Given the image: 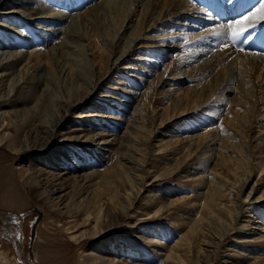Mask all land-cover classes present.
I'll return each instance as SVG.
<instances>
[{"label": "bare ground", "instance_id": "1", "mask_svg": "<svg viewBox=\"0 0 264 264\" xmlns=\"http://www.w3.org/2000/svg\"><path fill=\"white\" fill-rule=\"evenodd\" d=\"M88 1L79 0V6H83L88 3ZM102 1L104 0L94 3L97 4V6L95 5L97 9H95L94 14H91L90 16L94 17V15L97 16V14H105L104 12L108 11L110 14L106 15L105 20L104 17L102 18L104 21L101 19V23L99 22L98 24V30L95 32L93 31L90 35L88 34L87 38L86 36L85 38L88 40L87 44L91 45V48H89V54H92L93 51H91V49H93L92 47L94 46H96L98 50L100 49V52L97 51L98 54H96L101 56L100 66L101 70L103 69L105 72L109 69L108 63L113 64L121 61L120 59L124 60L126 59V56L132 52H137L135 53L137 56L140 55L139 57H134L132 59H148L147 56L145 57L141 55L144 53L147 54L146 49H148V52L149 50L151 52V59L149 57L151 63L147 65L154 68L158 60L166 54V52L165 54H162L161 49L164 48L163 45L166 46L165 48L168 47L167 42L169 39L172 40V42L176 41L181 36L183 39H186L189 34L202 32V35H206V38L200 36L196 41H193L194 43L199 42L202 45L207 38H212L215 41H218L219 45L222 44V48H217L216 53L211 56V58L200 59V63L195 64L196 66H193L192 71L187 74L179 76V72L182 71L175 67L176 63L174 62L173 65L170 63L165 65L163 71L165 72L166 68H168L166 74H178L177 79L186 76V78H191V80L193 79L196 82L198 80L199 83L197 82L198 84L189 85L187 86V89L183 91L180 90L176 94L175 90L173 91L174 88H169V90L165 92L164 97L169 98V96L174 95L175 98H171V101H173L172 106L171 103L168 102L169 106H164L166 107L164 110L166 112L164 113L165 117L152 121L150 126H145V117H142L141 120H137L138 124L136 127L138 128L135 131H132L133 138L131 136V140L139 146L137 150L135 149L138 157H133L129 153H121L120 151L113 164L109 166L107 165L108 167L104 168L103 171L99 170L101 175L100 179H102V181L99 180L101 182L96 179L93 182L95 177L100 176L99 172H97L98 169H91L90 172L83 177L84 181L79 184L71 209L64 211L57 209L56 211L54 209L45 208L51 216L52 222H59L58 228L67 232L70 241L74 243H80L81 240L86 239L88 235L92 237L94 236L95 238L100 237L102 232L109 230L108 228L111 226L112 217H115L114 213L117 212V210L122 211V213L127 212L133 204V201L137 200V194L142 191V188L147 185L146 183H149L151 178L150 185L151 183L153 184V181L157 180L159 176L166 178L171 177L174 174H180L181 176L178 175L180 176L178 178L189 177L186 181L190 180L193 188H187L185 192L181 190L183 189V186L177 184L173 185L174 187L172 186V188H168L167 190L172 192L174 191L172 189L176 187L177 191L181 192H179L180 195L173 197V199L166 203V205L161 197L157 198L156 195L150 192L152 189H148L147 193H143L144 195L141 197L144 200L143 214L152 213V216H155L159 214L164 207L169 208L173 205L174 207H182L176 211V214L173 215L172 218L168 219L171 220L172 224L176 221V226H173L177 228L179 221L184 223L182 227L185 231L180 233L176 238L175 244H173L174 246L172 245L173 247L170 248L169 252L165 255L166 257L163 259V263L220 264L216 263L213 257H210L209 259L207 258L205 248H202L203 246L201 243L203 244L206 237L212 236L211 239H213L214 245L213 250H210V252L212 251L211 253H213L214 249L218 248L217 244L224 239V236L229 230L237 227L236 224L240 223L239 217L243 215L242 209L250 205H252V207H250L251 209H249L250 212L243 216L246 218L241 222L240 226H238V232L236 233L240 234V232L246 231L247 229L255 230V227H251V224H255L258 227L256 228L259 230L257 233L258 236L252 239L249 238L247 241L253 242L255 240H260L264 245V206L261 207V205H264V149L263 144L261 145L264 139V118H262L260 110L255 111L252 108L247 109V107H245L246 102H244L242 96L238 97L233 94L230 99L227 100L228 97H226V94L230 93V88L223 90V86L219 87V85H224V82L220 77H225L226 73L230 70V68L225 66L222 62L228 56L235 53L239 60H237L235 56H232L231 64L239 62L241 66L246 62L252 68L242 77L243 80L247 82L255 75L260 79V77L264 75V55L255 53L264 51V11L257 13L255 16L252 15V13L256 12L257 8L264 4V0H233L231 4L234 5V7L228 16H232L235 19L234 23H232L233 26L231 24L228 28L222 29L221 27L223 26L214 24L207 30L202 29L201 31L194 33L191 28L194 29L199 27L198 25L191 23L189 24V27H187L190 32L186 29L183 31L182 28L185 27V24L181 22L179 23V25L182 24L181 27L172 24L174 25V30H176V32L171 31V33L167 34L164 33L167 23L170 24V22L173 21L178 24L177 19L181 14H190L195 18V16H199L197 14L201 13L202 9L193 7L194 4L191 0ZM7 2V7L11 12H13L14 9L10 6L15 5L21 8L23 7L22 15H20V10L18 9H15L14 15L18 13L16 16L21 17L28 26H32L34 22L42 24L40 27L41 29L37 28L40 29V32L38 33V39H36V41L39 40L41 43L45 42L46 44L53 41L49 50L48 48L45 50L44 46H42L32 52L29 50L27 53L26 50L20 49L23 45L20 46L19 42L15 41L16 39L14 42H12L11 39H8L7 42H2L1 40L5 38L8 33L15 35L17 29L12 26L8 29L4 28L6 23H3V25L0 26V108H2L0 109V128L2 127L0 130V145L5 144L6 146L14 148L16 152L22 153L24 152L23 150L27 149V147L25 148L26 145L24 146L23 144H20L19 146H16L14 144L15 141H18L16 135L18 130L22 131L23 137H25L26 140L28 137H32L31 135H35V138L38 136L42 137L41 132L37 131V128L32 126L26 127L28 124L27 121L34 118L37 123H45V127L47 126L46 130L49 128V130L52 131L51 128H55V126L62 123V121L68 117L66 112L71 105H74L73 100H70L69 98L74 95V93H72L74 91H69L70 93H68L67 98L64 100L65 104L63 106L60 104L61 100H58L56 97V104L54 105V107H56L53 109L52 103L48 105V97L45 98V96L48 95L50 90H53L56 87L54 82L56 78L43 72L45 71V66L39 64L41 60L40 53L46 52V60L44 61L46 63V72L49 71L52 74L53 72H57L59 75L64 74L67 71H72V73L78 72V74L81 75V73H79L80 70H87V66L82 64L83 62H81V59H84V62L88 65L87 57H84L86 55L84 53L86 50L88 51V48L84 49V42H81V40L85 39L83 38L85 35L84 33L87 32L82 30L83 35L82 33H79L82 31H77V29L72 27L76 24L74 22L75 20H73L74 17H71L70 12L68 11L69 9L66 11H63L65 9L55 11V7L53 8L51 6L52 1L8 0ZM199 2H201V0H199ZM254 2H256L255 5H253ZM4 3V0H0V8H2L1 6ZM72 5L73 3H71L70 9H72ZM252 5L256 7L253 12L249 10ZM7 7L5 9H7ZM216 8L217 7L214 6V9ZM247 9L248 12L245 13L244 16H248L249 19L243 24L237 23L244 18V16H241L240 14ZM81 12L82 11L79 10V12L76 13V20H78L79 17V23L82 24L86 21L87 23H90L89 27H92L91 22L93 23V21L90 20L91 17L82 19ZM68 14L70 15L69 22L62 28L58 27L59 25L57 26V23H63L69 17ZM133 16H137L135 26L132 24L131 18H133ZM182 19L185 20L184 17ZM187 22L189 23V21ZM51 24H53L54 27L52 26L50 31H48L49 29H45V25ZM208 25H210V23ZM214 27L221 33L213 31ZM10 28H12L14 32L9 30ZM33 29H36V27ZM181 29L182 31L178 32ZM245 29L249 30L247 35L244 33ZM208 30H210V33ZM154 33L156 35H153ZM233 33H239V35L234 36ZM168 34L171 36H169V39H166ZM17 36L21 35L18 34L16 37ZM191 38L188 40H191ZM31 43L33 44V40H31ZM173 45H176V43L173 42ZM154 47H156V49H154ZM248 48H253L254 50H243ZM93 55L94 54H92V56ZM179 55L182 56L185 55V53L182 51ZM199 57H197L198 60ZM34 58H40L36 63L33 62L35 65L31 63ZM98 59L99 58H96L95 60L99 61ZM155 59L156 62H154ZM89 61H91V59H89ZM95 68H93V71L92 68H90V71L95 74V79L92 84V79L88 82V85H90L88 86V89L90 87H95L100 82V74ZM215 69L216 72L214 75L205 80L203 79L208 76L207 73H211ZM231 72V77H226L230 80L238 75L237 71L235 74L233 71ZM43 75L44 78L41 79V76ZM81 79L83 78L81 77ZM159 79L160 75H156V78L152 82L155 83ZM201 79H203L202 82H200ZM78 84L75 86L77 87ZM241 85L246 89V93L253 100L255 99L257 91L264 93V86L263 88H260L261 84L256 82V80H252L248 84L241 82ZM234 86L235 89L240 87H237L235 84ZM82 88L83 86L81 87V85L78 87V90L75 92V98H73L78 100V102L83 96L86 97V94H88V90ZM150 88L153 87L151 86ZM220 89L225 92L223 97H219V95L214 93L215 91L219 93ZM255 89L256 92L254 94L253 90ZM65 90L66 89H64V91ZM24 91H29V94L26 92L25 95L18 97L20 93H24ZM42 93H44L43 97L41 96ZM15 94H18V96L12 98V100L9 99L11 95ZM261 98L264 99L263 97ZM10 100L12 104L19 103L23 106H25L27 102L32 101L34 102V105L32 108L27 106L23 107L21 109L23 115L18 114L20 118L17 120L16 118L13 119L10 115L5 116V113L8 114L9 111L7 110V106L10 105ZM183 103L184 106L180 107ZM141 104L142 112L146 109L148 111L149 107L145 106L147 104L145 102H142ZM175 106L178 108L175 109L176 113L172 114L171 110L174 112ZM221 106H227L224 114L219 110ZM178 109H180V111H177ZM176 114L179 115L177 116L178 118H175ZM13 115L18 117L16 110ZM46 115H49L52 118L48 119L46 118ZM142 116L145 115L142 114ZM137 117L139 118V116ZM217 119L219 121L215 124ZM169 123L176 126L177 130L176 128L168 129L166 125ZM231 124L236 126L237 131L231 130L232 133H228L226 129L228 125ZM11 127H14V129H12L11 132L7 131V129L9 130ZM24 127H26V129ZM219 127H221L222 131L217 133L215 130H219ZM228 128L230 129L231 127L229 126ZM196 129H200L201 131L197 132V134H191L192 131ZM168 130L169 132L171 131L170 135L165 134ZM53 132L54 131H52L45 139L39 140L37 138L39 141H37V143L34 141L37 145L36 148H44L47 144L48 138L51 137ZM212 132H216L217 134ZM180 134H185V136H181ZM157 136L160 137L156 140V143L152 144L150 140L156 139ZM215 138L221 139V141L219 142L220 146L218 148H216V146L213 149V147H210L211 143L209 142L212 141L213 143ZM29 145V147L35 146L34 143ZM117 145L113 147L116 148L114 153L121 150L122 143L119 142V146ZM156 150L162 157L160 163L162 166H156V164L149 161L151 156L156 154H153ZM256 150H259L258 153ZM89 153L91 157L93 152L90 151ZM107 159L108 158H106V160ZM43 161L46 162V160ZM87 164L88 162H85L83 166ZM207 164L211 165L209 168L206 167L209 169V173H205L207 170L204 166ZM47 165L50 164L47 163ZM147 165L154 168L152 174L149 176V167H146ZM77 166L78 165H73V167ZM27 169L20 168L17 170L16 168H13L11 171L7 170L10 177L6 180L7 185L4 187L6 189L5 192L8 193V196H13V199L16 202H19L23 195L21 192V190H23L21 184L25 185L24 187L27 189V192H36L38 190L36 187L39 186L40 181H42L39 176L42 175L44 171L41 172V170H39V173H35V170L27 171ZM191 169H194V171ZM77 181L79 182V180ZM186 181V187H190L191 184ZM59 186H61V184H59ZM197 186L198 188L195 190V187ZM247 187H249V189L245 192ZM43 188L42 191L38 190V196L41 195L42 203L50 202L49 205L54 206V204L51 203L53 199H50L49 201V198L51 194L58 189V186L57 188L55 187V189L50 188L48 192L47 188ZM122 190L125 198L120 196V194L122 195ZM191 191H193V193H190ZM58 195L59 194L57 193V196ZM44 199H48V201ZM124 202H126V205ZM14 203L15 202H13V204ZM103 208L105 209L104 212H102ZM1 216H3V214L0 212V223H3L4 220ZM218 226L221 227L217 228ZM177 228H175V230H177ZM152 231L154 230L152 229ZM174 231L169 232V234L173 235ZM167 234L168 233L162 232V237ZM146 241L149 240L146 239ZM157 243L164 245V243L159 242L158 240ZM163 245L160 247L162 248ZM250 245L252 244L250 243ZM117 247L118 248L115 249L114 243H111L109 247L104 248L103 252L107 253V256L105 255L106 257L104 258L100 257L99 254L96 255L95 249L93 248L89 250L88 253H85L82 248L79 253L80 262L81 264H143L142 262L146 263L147 261V263H151V261H149L152 260L150 255L156 256L154 250L150 251L149 255H147L140 251L139 248L136 249L129 245H117ZM154 247H158V244L154 245ZM261 247L263 250H261V254H257L255 249H251V246L246 247L245 251H247V254H242L241 258L248 260L249 262H247V264H264V246ZM193 249H195L196 255L198 253L200 255V257H196L198 261L196 260L195 262L190 255V252H192ZM118 255H124L125 257L131 258L132 263L120 261L119 258H116ZM60 260L61 261L58 262L59 258H57L52 264H68V262H70L68 260ZM156 262L154 261V263ZM237 263L244 264L241 263L240 260L235 261L234 264ZM0 264H7L6 255L2 250L0 251Z\"/></svg>", "mask_w": 264, "mask_h": 264}, {"label": "rangeland", "instance_id": "2", "mask_svg": "<svg viewBox=\"0 0 264 264\" xmlns=\"http://www.w3.org/2000/svg\"><path fill=\"white\" fill-rule=\"evenodd\" d=\"M7 1L8 0H4L5 3L1 6L2 8H0V26L3 25V23H6L4 28L8 29L10 26H12L13 28L17 29V33L15 35L14 34L12 35V33H8L5 38H3L2 40L0 39V40L2 42H7L8 39H11L12 42H14V40L16 39L15 41H18L20 46L23 45L20 49L21 50L24 49L26 50V52L29 50L32 52L37 48H41L42 46H44L45 50L47 48L49 50V48L53 44L52 43L53 41L47 44L45 42L41 43L39 40L36 41V39H38V33L40 32L39 30L41 29L40 27L42 24L34 22L32 26H28L25 23V21L21 19V17L16 16L18 13L14 15L15 9L20 10V15H22L23 7L21 8L15 5L10 6L11 8L14 9V11L11 12L10 9L7 7L8 6ZM9 1H12V0H9ZM45 1H48V0H45ZM49 1H52L51 6L53 8L55 7L54 8L55 11L57 10L61 11L62 9H65L63 11H66L69 9L68 11L70 12L71 17H74L73 20H75L74 22L76 24L74 26L72 25L71 26L77 29V31L83 30L84 32L85 31L87 32V33H84L85 35L83 34V31L79 32L84 35L83 38H85V36L87 38L88 34L90 35L91 33H93V31L95 32L96 30H98L99 29L98 24L99 22L101 23V19L104 17V20H105L106 15L110 14L108 11V12H104L105 14L102 13L101 14L102 16L98 14L97 16L94 15V17L90 16L91 14H94V10L97 9L96 7L97 4H94V3H97V1H100V0H94V1L87 0L88 3L84 4L83 6L81 5L79 6V0H75L77 2H75L74 0H49ZM106 1L107 0H104L102 2H106ZM194 1L199 2V0H194ZM215 1H218L221 4V2L224 0H215ZM226 1H228L229 7H227V5L224 4L223 9L225 11L222 12V8H220L221 10L216 8L217 13L219 16L225 15L227 17H232V16H228V14H230V12L233 10L232 8L234 7V5L231 4L233 0H226ZM71 3H73L72 9H70ZM255 4L256 2L253 3V5ZM212 5L214 9L215 5L214 4ZM253 5L251 6V9H249L251 10V12H253V10L256 8ZM6 7L7 9H5ZM193 7L202 9V12L197 14L200 17L195 16L194 18L190 14L188 15L181 14L179 18L177 19L178 24L174 23L173 21H171L170 24L167 23V26H165L164 33L165 34L171 33V31L176 32V30H174V25L181 27L182 24L179 25V23L181 22L185 24L184 25L185 27L182 28L183 31L185 29L188 30L187 27H189V24L191 23L198 25L200 28L199 27H196L194 29L191 28V30L194 33L199 32L202 29L207 30L210 28V26L214 24H219L220 26H223L221 27L222 29H225V28H228V26H230L232 23H234L235 18L232 17L233 20L227 19L228 21L227 22L226 19H221V18H218V16L216 15H212V12L210 10L207 11L206 9H204L205 6L203 4L196 3V6L193 5ZM226 7L228 8V11H226L227 9ZM216 9L214 10L216 11ZM79 10L82 11L80 13L82 19H85L86 17H91L90 20L93 21V23L91 22L92 27H89L90 23L89 22L87 23L86 21L82 24L79 23V17H78V20H76L77 19L76 13H78ZM244 15H241V16H244ZM68 16L69 17L63 23L61 22L58 24L56 22L57 26L59 25L58 27L60 28L64 27L69 22L70 15L68 14ZM183 17L185 18V20L182 19ZM131 19H132L133 26H135L137 16H133V18ZM198 19H199V22H195V20H198ZM187 21H189V23ZM209 23L210 25H208ZM53 24L45 25L46 26L45 29H49L48 31H50L51 30L50 28L52 26L54 27ZM35 27L36 29H33ZM37 28H40V29H37ZM182 29L179 30L178 32H181ZM9 30L13 31L12 28H10ZM208 31L210 33V30ZM213 31H215L216 33H221L218 29L216 30L215 27ZM244 31H245L244 32L245 35L249 33L248 29H245ZM18 34H20L21 36L16 37V35ZM153 35H156V34L154 33ZM169 36L171 35L168 34L166 39H169L170 38ZM200 36H204L206 38V35L204 34L202 35V32L196 33V34H189L187 35L186 39H183V37L181 36L176 41H173L176 43V45H173L172 40L169 39L167 42V46H168L167 48H165L166 47L165 45H163L164 48L162 49L158 48L162 50L161 51L162 54H165V52L166 54L163 55L162 58L158 60L154 68L152 66L147 65L151 63V61L149 60V57L151 59V52L150 50L148 52V49H146L147 54L144 53L141 55L145 57L147 56L148 59H139V60L132 59L134 57L136 58L140 56V55L137 56V54H135L137 52L135 53L132 52L131 54H128L126 56V59L124 60L120 59L121 61L115 62L113 64L108 63L109 69L107 72H105L103 69L101 70V66H100L101 56L97 55L98 52H100V49L98 50V48L94 46L92 47L93 49H91V51H93L92 54L94 55L92 56V54H89V51H90L89 48H91V45L87 44L88 40L86 38H85L86 40L83 39L81 40V42H84V49L88 48V51L86 50L84 53L86 55L85 56L83 55L84 57H87L88 65L86 64V62H84V59L83 60L81 59V62H83L82 63L83 65L87 66L86 68L88 71L80 70L79 73H81V75L78 74V72L72 73V71H67L64 74H59V75L57 72H53V74L49 71L46 72L47 70L46 63L44 62L46 60L45 58L46 52L40 53L41 60L39 64L40 65L43 64V66H45V71L43 72L47 73L48 75L50 74L51 77L56 78L54 81L56 84V87L53 90H50L48 92V95L45 96V98L48 97L47 98V100L49 101L48 105L52 103L53 109H54L56 107V106L54 107V105L56 104V101H55V97H56L58 100H61L60 104L63 106L65 104L64 100L67 98L68 93L72 91H74L72 92L74 93V95L70 96L69 98L70 100H73L74 105H71L68 108V111L66 112L68 117L64 119L62 123H59L57 126H55V128H51L52 131L54 132L53 134H51V137L48 138L47 144L44 148L42 149L36 148L37 146L36 143L37 141L41 139H45L52 131L49 130V128L47 129L48 130L47 131L46 130L47 126L45 127L44 125L45 123H42V122L37 123V121L34 118L30 121H27L28 124L26 125V127L32 126V127L37 128L38 129L37 131L41 132L42 137L38 136L35 138L34 137L35 135H31L32 137H28V139L26 140L25 137H23L22 131L18 130V132L16 133L17 138H18V141H17L18 143L15 141L14 144L16 146H19L20 144L21 145L23 144L24 146L26 145L25 146V148L27 147L26 150H23L25 148L21 149L24 152L22 153L16 152L14 148H11L10 146H6L5 144L0 145V212L1 214H3V216L1 217L4 220L3 223H0V251L2 250L5 253L7 264H52V262L55 261L57 258H59L58 262H60L61 261L60 259H62V260L70 261L68 262V264H81L80 259H79V253L82 250V248L84 249L85 253H88L89 250L93 248L95 249L96 255L99 254L100 257L104 258L107 256L106 255L107 253H104L103 249L106 247H109L111 243H114L115 249L118 248L117 245L119 246L129 245L136 249L139 248L140 251L146 253L147 255H149L150 251L154 250L156 252V256L150 255L152 257V260H149V259L148 260L151 261V263H147L148 261L146 263L147 264H166V263H163L164 261L163 259L166 257L165 255L167 254V252H169V249L174 246L173 244H175V240L179 236V234L185 231V229L182 227L184 223L179 221V225L177 228V227H174L176 226L175 225L176 221L175 223L173 222L172 224L171 220L168 218H172L173 215L176 214V211L181 209L182 207H174V205L169 208L164 207L163 210L155 216H152V213L143 214L144 213L143 211L144 200L141 197L145 193H147L148 189H152V191L150 192L156 195L157 198L161 197L162 201L166 205V203L172 200L173 197L180 195L179 192H181V191H177L176 187L172 189L174 190L172 192L168 191L167 190L168 188H172V186L175 184L179 186H183V189H181L183 190V192H185L187 188H190V189L193 188L191 181L190 180H189L190 182L186 181V179H188L189 177H184L185 179L183 177L178 178L181 176L180 174H178L180 176H178L177 174H174L171 177H166V178L159 176L157 180L153 181L154 183L153 184L151 183L150 185V182H151L150 180L152 179L151 178L149 180V183H146L147 185L144 183L146 186L142 188V191L139 194H137V197H136L137 200L133 201V204L131 205L130 209L127 210V212L122 213V211L117 210V212L114 213L115 217H112L111 226L108 228L109 230L102 232L100 237H97V238H95L94 236L93 237L89 236L87 234L88 237L86 236L87 238L81 240L80 243H74L70 241L69 234L58 228L59 222H52L51 216L48 214V211L45 208L52 209V210L54 209L56 211L57 209H60L63 211L71 209L73 206V199L75 198L77 190L79 188V184L84 181L83 177L87 175V173L90 172L91 169L93 170L98 169L97 172H99V170L103 171L104 168L114 163L115 158L119 154L120 151L121 153L122 152L127 153V154L129 153L133 157L137 156L136 150L139 146L138 144L132 142L131 140V136L133 138L132 131H135L138 128L136 127V125L138 124L137 120H141L142 117L143 118L145 117V122H146L145 126L146 125L150 126L152 121L165 117L164 113L166 112L164 110L167 106H169L168 103H171V106H172L173 101H171L172 100L171 98H175L174 95L169 96V98L164 97L165 92H167L169 88L171 89L174 88L173 91L175 90V94H176L180 90L183 91L187 89V86L189 85L199 83L198 80H197L198 82L197 83L193 79L191 80V78H186V76H184L183 78L177 79L178 74L176 75H172L169 73L166 74V70L168 68H166L164 72L163 70L165 69L164 68L165 65H168L169 63L173 65V62H174L176 63L175 67L182 71V72H179V76L182 74H187L190 71H192V67L196 66L195 64L200 63L202 58L209 59L211 58V56H213L216 53L217 48H222V44L219 45V42L215 41L212 38H207V40L204 41L202 45L199 42L194 43L193 41H196V39ZM191 37H193L194 39ZM190 38L191 40H188ZM31 40H33V44L31 43ZM154 49H156V47H154ZM251 49L254 50L253 48H250V49L248 48V49H243V50L250 51ZM182 51L185 53V55L181 56L179 54ZM255 53L264 55V51L255 52ZM232 56H235V58L239 60L238 56H236V53H235V54L228 56L222 62L225 66H228L230 70L229 72L226 73L225 77H222V76L220 77L223 80L224 85H219V87L223 86V90L230 88V93L226 94V97H228L227 100H229L233 94L237 95L238 97L242 96V98H244V102H246L245 107H247V109L252 108L255 111L260 110L262 114V118H264V99L261 98V97L264 98V93H260L257 91V94H255L256 89L253 90L255 94V99L253 100L246 93V89H244L241 85V82H245L248 84L252 80H256V82L261 84L260 88H263L264 75H262L260 79L256 75L252 76L251 79L246 82L245 80L242 79V77L250 69H252L251 66L248 65L246 62L244 63V65H241V66L239 62H237L236 64H231ZM197 57H199V60L197 59ZM96 58H99L98 59L99 61L95 60ZM38 59L34 58V60H32L31 63L33 62L36 63ZM89 59H91L92 62L89 61ZM90 62L93 65H91ZM154 62H156V59L154 60ZM33 65L35 64L33 63ZM90 68H92V71H93V68H95L99 72L100 82L95 87L92 86L93 88L90 87L88 89V86H90L88 85V82L92 79L91 81V84H92L93 80L95 79V74L92 71H90ZM231 71H233L234 74L237 71L238 75L234 76V78L230 80L226 77H231V74H232ZM215 72H216V69L213 70L211 73H207L208 76L206 75L207 77H204L203 79L205 80L206 78H210V76L214 75ZM156 75H160V79L157 80L156 81L157 83L155 82L156 83L155 84L152 81H154V79L156 78ZM88 76H90L91 78ZM81 77L83 79H81ZM42 78H44V75L41 76V79ZM203 79H201L200 82H202ZM77 84L78 86L76 87L75 85ZM234 84L237 87L239 86L240 87L235 89ZM80 85L81 87L83 86L82 89L88 90V94H86V97L83 96L81 100H79L78 102V100H75L73 98H75V92L76 90H78V87ZM151 86L153 88H150ZM64 89H66L67 91L66 90L64 91ZM26 92H28L29 94V91H26ZM26 92L25 91L24 93L21 92L22 94L20 93L19 96L18 94L11 95L9 99L12 100V98H15L17 96L21 97L25 95ZM214 93L216 95H219V97H223L225 92H223L220 89L219 93L216 91ZM43 95L44 93H42L41 96L43 97ZM11 100L9 101L10 105L7 106V110H9L8 114L5 113V116L10 115L11 117H13V119L16 118L17 120H19L20 118L19 115H23L21 112V109L23 107L27 106V107L32 108L34 105V102L32 101H29L30 103L27 102L25 106L20 105L19 103L12 104ZM142 102H145L147 104L145 106L149 107L148 111L146 109L144 112H142V104H141ZM183 106H184V103L180 107H183ZM259 106L261 109L259 108ZM169 108L172 109L171 107ZM177 108L178 107L175 106L174 112L173 110H171L172 114L176 113L175 109ZM226 108L227 106H224V107L221 106L219 110L224 114V111H226L225 110ZM15 110L17 112V115L19 114L18 117L13 115ZM177 111H180V109H178ZM142 114L145 116H142ZM137 116H139V118ZM177 116L179 115L176 114L175 118H178ZM46 118L51 119L52 117L49 115H46ZM218 119L215 124H217V122L219 121ZM170 123L166 125L168 129H175L176 126L171 125L172 123L171 124ZM229 126L231 127L230 129L228 128ZM26 127L24 128L26 129ZM228 127L226 129L228 133H232L231 130L237 131L236 126H233L232 124L228 125ZM1 129L2 127L0 128V130ZM12 129H14V127H11V129L9 130L7 129V131L11 132ZM200 131H201L200 129L198 130L196 129L192 131L191 134H195V133L197 134V132H200ZM215 131H217L218 133L219 131H222V129L221 127H219V130L216 129ZM170 132L168 130L166 131L165 134L170 135ZM212 133H216V132H212ZM180 135L185 136V134H180ZM171 136L174 137L173 135ZM159 137L157 136L156 139H151L150 142H152V144L156 143V140ZM165 138H168V137H165ZM220 141L221 139L215 138L213 143L212 141L209 142L211 143L210 147H213L214 149V147L217 146L216 148H218L220 146L219 145ZM119 142L122 143L121 150L116 151L114 153L116 148H113V147H115L117 143H118L117 146H119ZM33 143L35 146L29 147L30 146L29 144L32 145ZM262 144H263V149H264V139L261 145ZM90 151L93 152L91 157L89 153ZM258 151L259 150H256L257 153ZM153 154L155 155L151 156V159L149 161L156 164V166L158 165L162 166L160 164L162 160L160 153H158L156 150ZM61 158H63L64 160ZM106 158L108 159L106 160ZM43 160H46V162H44ZM85 162H88V164L83 166ZM47 163L50 165H47ZM73 165L74 166L78 165V166L73 167ZM150 165H147L146 167H149ZM207 165L204 166L205 169L207 170L205 173L209 171L208 168L209 166H211L210 164H207ZM19 167L22 169L29 168L27 169V171L35 170V173H39V170H41V172L44 171L42 175L39 176V178L42 179V181H40L39 186L36 187L38 188L39 191H42L44 189L43 187H45L47 188V192H48L50 188L55 189V187L57 188L58 186V189L54 193H52L49 198V201L50 199L51 200L53 199L51 203H53L54 206L52 205L50 206L49 205L50 202L42 203L41 195L38 196V192H39L38 190L36 192L35 191L27 192V189H25L24 187L25 185L21 183L20 184L23 189L21 190L23 194L21 200L19 199L20 201L16 202L13 199L14 198L13 196H8V193L5 192L6 189L4 188L7 185L6 180L10 177V175H8L7 170L11 171V169L13 170V168L14 169L16 168L18 170L20 169ZM153 169H154L153 167L148 168L149 170L148 176L152 174ZM191 170L194 171V169H191ZM99 176L100 177L98 176L95 177L93 182L95 181V179L98 181L100 180L102 181V179H100L101 178L100 172H99ZM77 180H79V182ZM185 181L191 184L190 187H186ZM59 184H61V186H59ZM197 188L198 186L195 187V190H197ZM248 189L249 187L246 188L245 192H247ZM57 193L59 194L58 196H57ZM121 193L122 195H124L123 190L121 191ZM190 193H193V191H191ZM122 195L120 194L121 197L125 198V195L124 196ZM39 200L41 203L39 202ZM44 200L48 201V199H44ZM13 202L15 203L13 204ZM124 203L126 205V202ZM263 206L264 205H261V207ZM250 207H252V205L246 206L244 207V209H242L243 215L239 217L240 223L236 224L237 227L233 229L231 228L229 230V232L224 236V239L220 241L221 243L219 242L220 245L217 244L218 248H215L213 253H211L212 251L210 252V250H213V245H214V241L213 239H211L212 236L205 238V241H203V244L201 243L203 247L202 246L201 247L205 248L208 259L210 257L211 258L213 257L216 263H220V264H234L235 261H239V260L241 261V263L247 264V262L249 261L246 260L245 258L242 259L241 255L247 254V251H245V249L246 247H249V246L252 247L251 249H255L257 254H261V250H262L261 246H264L262 241L260 240H257V241L255 240L253 242L247 241L249 240V238L252 239L258 236L257 233L259 230L257 229L258 228L257 225L251 224V227H255V230L247 229L246 231L240 232V234L236 233L238 232V229H237L238 226H240L241 222L245 220L246 218L243 216H245V214L250 212L249 211V209H251ZM104 210L105 209L103 208L102 212H104ZM220 227L218 226L217 228H220ZM175 228H177V230H175ZM152 229L154 231H152ZM171 231H174L173 235L169 234V232ZM162 232L168 233L169 235L167 234L164 237H162ZM146 239L149 241H146ZM157 240L159 242L164 243V245L161 244L163 245L162 248L160 247L161 246L160 243H157ZM250 243L252 245H250ZM157 244H158V247H154V245H157ZM190 255L192 256L194 262L196 260L198 261L196 257H200L199 253L197 254L198 256L196 255L195 249H193L192 252H190ZM116 258H119L120 261L132 263L131 261L132 259L129 257H125L124 255H120V256L118 255ZM154 261L155 262L157 261V262L154 263ZM142 263L146 264L145 262H142ZM57 264H62V263H57Z\"/></svg>", "mask_w": 264, "mask_h": 264}, {"label": "snow or ice", "instance_id": "3", "mask_svg": "<svg viewBox=\"0 0 264 264\" xmlns=\"http://www.w3.org/2000/svg\"><path fill=\"white\" fill-rule=\"evenodd\" d=\"M264 11V4H262L259 8L256 9V12L252 13L253 16L257 15V13ZM249 17L248 16H244V18L240 21H238L237 23L239 24H243L246 20H248ZM233 35H239V33H233Z\"/></svg>", "mask_w": 264, "mask_h": 264}]
</instances>
